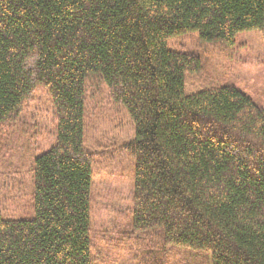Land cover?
Here are the masks:
<instances>
[{"label":"trees","instance_id":"obj_1","mask_svg":"<svg viewBox=\"0 0 264 264\" xmlns=\"http://www.w3.org/2000/svg\"><path fill=\"white\" fill-rule=\"evenodd\" d=\"M254 29L264 36V0H0V125L42 90L56 130L34 154L27 207L0 211V264H91L88 90L133 128L128 213L148 248L135 264H164L166 246L264 264V109L234 86L186 94L200 59L168 47Z\"/></svg>","mask_w":264,"mask_h":264},{"label":"rangeland","instance_id":"obj_2","mask_svg":"<svg viewBox=\"0 0 264 264\" xmlns=\"http://www.w3.org/2000/svg\"><path fill=\"white\" fill-rule=\"evenodd\" d=\"M170 49L196 55L200 71L189 73L185 93L209 85L234 86L264 109V36L248 30L229 46L204 42L197 31L168 40ZM85 145L96 156L91 186V264H135L134 256L147 250L137 243L141 233L133 229L128 213L133 189V159L125 143L133 128L125 113L117 112L104 96L88 90ZM55 124L48 96L37 90L11 125H0V211L3 216L27 207L33 190L30 167L33 157L50 149ZM157 249V248H156ZM160 250V249H159ZM164 264H212L211 255L178 246H166Z\"/></svg>","mask_w":264,"mask_h":264}]
</instances>
